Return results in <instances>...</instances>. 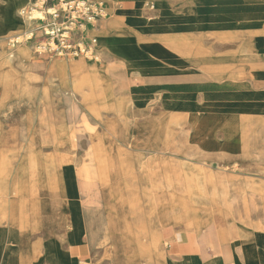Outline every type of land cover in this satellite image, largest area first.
Returning a JSON list of instances; mask_svg holds the SVG:
<instances>
[{
    "label": "crops",
    "instance_id": "crops-1",
    "mask_svg": "<svg viewBox=\"0 0 264 264\" xmlns=\"http://www.w3.org/2000/svg\"><path fill=\"white\" fill-rule=\"evenodd\" d=\"M16 1L20 6H28L27 0ZM92 1L105 4L109 14L108 19L89 27L88 32L89 37L98 39L97 53L103 61L94 62L97 66L80 58L71 63L52 61L48 75L55 76L57 88L45 86L42 89L44 96L40 105H44V109L36 118L38 124L33 128L28 146H23L17 131L5 132L0 121V264H85L92 252L88 211L82 203L72 201L75 197L71 196V193L81 192L80 183L71 186L63 176L62 198L67 201L63 202L60 215L50 211L51 203L46 198L52 193L57 195L61 189L57 169L63 159L43 154L40 147L50 146L56 151L61 146L57 135L61 127L55 123L60 116L71 115L72 97L92 126L104 130L93 138L92 153L101 152L109 163L105 181L101 177V165L93 160L98 187L95 192L99 195L130 192L128 187L133 179H125L120 171L123 167L126 176L147 178L149 184L154 180L155 188L148 192L172 193L168 186L175 182L163 172L167 164L181 167L186 180L203 177L207 181V192L213 204L195 205L199 209H211L206 221L208 229L201 228L196 233L218 235L220 224L228 241L222 252L212 254L200 249L194 232L159 221L157 228L147 234V256L154 264H165L161 241L170 242L173 256L169 264H264V233L247 218L236 224L253 226L254 232L242 233L234 224L232 205L235 200L246 204V188L205 170L191 171L181 165L182 151L204 162L243 164L239 158L246 142H241L240 126L235 122L242 115L216 111L214 103H236L242 109L247 105L258 106L264 104V88L250 89V92L239 89L218 98L207 93L201 100L194 94L185 96L180 88L174 87L176 85L157 88L151 84L196 76L200 67L206 75L228 80L235 87L244 86L247 70H264V0ZM152 4L154 9H145ZM24 30H28L27 25L26 28L20 26L16 32ZM185 32H194L196 39L186 38L185 45L182 44ZM7 37L0 35V89L5 98L32 92L30 85H23L24 80L15 78L16 72L10 66L11 58L28 59L16 50H7ZM214 48L232 49L234 54L230 55L232 58H219L213 54ZM29 51L30 58L32 52ZM201 51L205 56H199ZM205 98L209 105L204 103ZM60 103L71 108L62 109L61 115L56 114L54 108ZM204 119L211 125L207 132L203 129L198 132L195 128L200 127ZM247 125L261 126L256 120H248ZM218 131L224 137V146H219L215 138L211 142L207 139L208 133L213 136ZM234 143L241 146L238 148ZM139 162L148 164L141 166ZM219 185L227 194L226 203L215 201ZM250 187L251 192L264 197V187ZM137 192L144 193L147 189L140 187ZM170 199L171 196L166 198V205ZM113 200L110 206L103 201L105 207L112 209L104 222L103 239L106 237L105 242L121 245V255H116L119 264H131L128 258L133 256L132 251L121 242L130 238V234L133 236L134 227L131 222L118 220L120 213ZM34 206H37L39 228L34 231L22 228V208L29 211ZM124 224L129 234L118 229V225ZM243 247L255 249L253 261L246 262L240 252Z\"/></svg>",
    "mask_w": 264,
    "mask_h": 264
},
{
    "label": "rangeland",
    "instance_id": "rangeland-1",
    "mask_svg": "<svg viewBox=\"0 0 264 264\" xmlns=\"http://www.w3.org/2000/svg\"><path fill=\"white\" fill-rule=\"evenodd\" d=\"M149 7L146 6L145 9ZM25 12V13H24ZM36 12V11H35ZM28 15H27V14ZM34 10L30 4V0H28V6L22 11V17L24 18L33 17L34 21H29L27 24L28 32L31 34L32 30L35 32L36 26H39L37 20L41 19L43 16L40 14V11H37V15H34ZM33 15V16H32ZM109 18V14L106 19ZM105 19V20H106ZM8 22H4L0 25V34L6 35L8 33ZM25 31V30H24ZM23 31V32H24ZM27 31V30H26ZM21 34L22 38H9L5 39L6 48L9 51H14L18 46L24 45L31 49L32 57H26L28 60L22 59H10V66L15 70L16 79L24 80L23 85H30L32 87L31 93L21 94L20 96L12 95L11 97L5 98L2 96V92L0 89V121L5 132L17 131L18 135L21 137L23 146H28L29 140L33 134V128L38 124L37 116L40 111L42 112L44 109V105H40V99L44 96L43 90L45 86H49L57 88V79L54 77L50 78L48 75L49 69L51 67V63L54 59L68 61L65 63H71L77 58H48L45 56H40L37 54V42L39 41L40 33H37L33 40H30L29 37H24V34ZM133 35H138L135 32H129ZM18 41V44H15V41ZM27 40V41H26ZM0 49L1 46H0ZM4 49V48H3ZM236 52V50H235ZM213 54L216 57H228L234 54V50L232 49H222V48H214ZM30 56V54H29ZM199 56H205V52H199ZM229 58H232V57ZM81 61H85V59ZM73 60V61H72ZM102 60V59H101ZM99 59L97 64L101 62ZM83 61V62H84ZM87 61V60H86ZM103 61V60H102ZM87 63H93L92 65L97 66L94 61H88ZM103 64H105L103 62ZM246 80L244 81V86H233V84L228 80H221L214 76L206 75L204 70L200 67L198 68V73L196 76H182L172 81H163V82H154L152 85H156L157 88L165 87V88H180L182 93L187 96L190 94L196 95L199 99H203L207 93L211 95V97H216L225 95L226 93L236 92L239 89H245L247 92H250L255 88H264V70H247ZM60 79V78H58ZM61 80V79H60ZM27 81V82H26ZM67 87V86H66ZM251 89V90H250ZM69 93V90H67ZM43 95V96H42ZM227 95V94H226ZM190 97V96H187ZM215 98V99H216ZM72 112L69 114L68 118L65 115L64 117L60 116L61 119L57 120L55 123L56 126L61 127L60 133H58L59 141L62 143L60 147L55 151V148L50 146H41L40 150L43 154L50 153L52 156H58L62 158L59 167H58V178L61 181V189L58 190L57 195L47 196V202L50 201L51 207L50 211L53 214L59 213V215L63 211V202L67 201L66 198H62V181L63 176H65L67 184L71 186H78L80 183L81 192L79 193H71V196L75 198L72 201L80 202L85 206L88 211L87 216L89 219L90 226V248L91 254L86 259L85 264H119V260L116 255L119 253L121 255V245L118 243L117 246L113 245L112 242H105L104 235L106 233V226L104 222L106 221V217L111 213L112 209L110 207H105L104 200L111 205V201L113 198V202H115L118 207V212L125 213L126 212V201L125 192L116 193H102L99 195L97 191V186H95L96 178H95V168L92 160V151H93V138L98 132H104L103 129L94 128L92 123L89 120V117L79 109V103L77 100L72 97ZM205 104L209 105L207 99L204 100ZM228 104L229 102H216L214 103V110L228 112ZM71 108V107H70ZM64 104H59L58 107H55L54 110L57 112L56 114H60L62 109L69 110ZM59 109V111H58ZM57 110V111H56ZM207 117V115H206ZM69 119V120H68ZM227 121V120H226ZM240 121V120H239ZM239 123V122H238ZM209 125H211L208 120L204 119L201 122V126L195 128L198 132H201L202 129L205 131L208 130ZM206 130V132H207ZM189 131V130H188ZM184 134V133H183ZM214 136V137H213ZM211 136V133H208V141L211 142L215 138L216 143L219 146H224V137L220 131L215 132L214 135ZM251 134L247 132L246 134V143L244 145L245 149H249L250 147H255L254 142L250 139ZM188 138V137H186ZM186 140V139H183ZM190 142L189 140H186ZM237 141V140H236ZM237 143V142H236ZM234 143V144H236ZM262 148H264V143H258ZM238 148L241 145L236 144ZM244 153V152H243ZM242 153V154H243ZM55 154V155H53ZM171 164V162H169ZM142 166L143 164L147 165L146 162H139ZM181 165L187 166L188 170H196L202 169L207 171L210 174H213L219 178L224 180H229L236 185L243 186L246 188V204L244 202L235 200L234 205H232V210L235 213L234 224L238 231L242 233L254 232L253 226H243L241 224H236L240 219L247 218L254 227L259 229V232L264 233V197H261L260 194L251 192V187L255 188L264 187V167H259L258 169L250 166L248 164H221L216 161H203L200 158L192 157L186 151H182L181 155ZM227 165V166H225ZM147 172L150 171L149 168H146ZM172 193L167 192H144L139 193L140 196L146 197L147 208H144L143 213L145 221L148 223L147 226L149 231L153 227L156 229L158 226V222L160 221L165 225L170 222V225L180 227V230L185 232H194L195 236L199 239V247L200 249H204L205 251L212 254H220L222 252L223 247L228 242L223 232V227L218 224V230L221 232L220 234H198L196 233L199 229L207 230L205 227V222L207 220V216H209L211 209H200L204 212L202 222H196L194 227L195 229L190 231L187 229L188 219L186 217H176V219L168 217L167 212L170 211L166 208H162V206L166 205V198L171 196ZM179 194V205L183 206V211L185 212V204H190V195L191 192H181ZM113 197V198H112ZM234 198V194H232ZM36 203V199L34 201ZM159 202V204H158ZM158 204V205H157ZM162 204V205H161ZM48 205V204H47ZM124 206V207H123ZM158 206V207H156ZM173 208V207H172ZM189 210H187L188 212ZM190 213V212H188ZM187 213V214H188ZM206 213V214H205ZM180 220V222H178ZM155 224V225H154ZM118 225V229L123 231L127 226ZM162 231V230H161ZM119 242V240H116ZM169 241H161L162 251H164L165 255V264L170 263V258L173 256V253L169 248Z\"/></svg>",
    "mask_w": 264,
    "mask_h": 264
},
{
    "label": "bare ground",
    "instance_id": "bare-ground-1",
    "mask_svg": "<svg viewBox=\"0 0 264 264\" xmlns=\"http://www.w3.org/2000/svg\"><path fill=\"white\" fill-rule=\"evenodd\" d=\"M26 3H28V0ZM26 7L27 6H23V5L20 6L16 0H0V25L4 22L6 23L8 22L7 29L9 32L6 33V35L9 37L7 38L12 39L16 37L18 39L19 38L21 39L22 38L21 34H17L16 31L19 30L20 26H25L26 28V25L30 23L29 21L31 22L34 21L33 17L24 18L25 15L22 17L21 13ZM33 14L37 15L38 13L34 11ZM155 32L157 31H154V33ZM23 34H24V37L30 36V33L28 32V30L27 31L25 30ZM184 34L185 35L181 37V40L183 42L182 44L184 45L186 43L185 42L186 38L194 39V40L196 39L194 32H185ZM161 37L162 39H168L167 36H161ZM15 50L18 51L19 54L23 58H26L27 56L29 57V52H30L29 47L24 46L22 44L18 46ZM227 111L229 113H235V114L240 113L242 115L240 121L235 120V122L239 124L240 126L241 142L242 143L244 141L246 142V139H247L246 134L247 132H249L251 134L250 139L252 140V142L256 143L255 147H250L248 150L245 149V147L242 145V152H241L239 160H241L243 164H248L255 168L264 167V148L258 145V143H264V104H258V106L247 105L245 108L242 109L238 107L236 103L229 102ZM248 120H256L259 122L261 126L258 128H253L251 125L248 126L247 125ZM198 156L200 157L199 153H198ZM92 160H95L98 166L101 165V168H102L101 177L103 180L106 181L109 163L105 161V156H103L101 152L96 151L92 153ZM120 171L126 180L129 181L132 178L133 183L131 186L128 187L130 192L125 194L124 200L126 201V205L125 207L124 206L123 207L126 208V212L124 214L119 212L120 214H118L119 215L118 220L121 222H126V221L131 222V225L134 227L133 236H131L130 234V238H127V240L122 241L121 244L125 246L127 249H131L132 251L133 256L130 255V257L128 258L129 263L131 264H154L153 259L147 256V250L149 249V242H148L147 234L150 231H149V228L145 227L143 223L146 221L144 219L145 214L143 213L142 210L148 207L147 203L145 202L147 198L140 196L139 192L137 191L140 190V187H144L145 189H147V192H148V189H150L151 191L152 188L154 187L155 181L152 180L151 181L152 183L149 184L147 178L140 179L134 175L126 176L127 172H125L126 171L125 167L120 168ZM163 172L165 174V177L175 182V183H171L168 186L169 190L172 191V195H171V199L169 200V202L167 203L165 207L166 209L170 210L167 212V216L174 218V219H176V217H179V218L186 217L188 219L187 229L191 231L194 230L195 223L202 222V218L204 214L201 212L199 208L196 207L195 204L204 206V204L209 205V203H212L211 198H210V193L207 192L208 190L207 181L203 177L197 178V180H193V178L192 179L189 178L188 180H186V178L183 177L184 174H183V170L181 169V167L176 168L174 166H170L169 164L166 165V167L163 169ZM176 178L177 180H175ZM221 186L222 185H219V189L215 194V198L217 199L215 201L222 200V201H225L226 203L228 200V198L226 197L227 194L226 192L222 191ZM181 192H191V195L189 197L190 204L187 203L184 205L186 209L185 212L183 211L184 210L183 206L179 205L180 197L178 193H181ZM115 195H117V193ZM187 210H189L188 212L190 213H188ZM37 218H38L37 206L32 207L29 211L26 210V207H23L22 215H21V227L22 228L29 227L33 231L37 230L39 228V222ZM178 222H180V220ZM206 224L208 223L205 222V227L208 229ZM154 229H155L154 227L153 229L151 228V230H154ZM124 231L129 234V230L125 229ZM240 252L243 254L246 262L253 261L256 258V251L252 247H248V248L243 247L241 248Z\"/></svg>",
    "mask_w": 264,
    "mask_h": 264
},
{
    "label": "built area",
    "instance_id": "built-area-1",
    "mask_svg": "<svg viewBox=\"0 0 264 264\" xmlns=\"http://www.w3.org/2000/svg\"><path fill=\"white\" fill-rule=\"evenodd\" d=\"M34 11L43 16L37 20L30 40L39 35L37 54L48 58H83L98 62V39L89 37V27L106 19L105 4L92 0H30ZM149 8L154 9L151 5ZM25 13V12H24ZM18 44V41H15Z\"/></svg>",
    "mask_w": 264,
    "mask_h": 264
}]
</instances>
